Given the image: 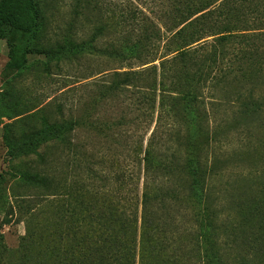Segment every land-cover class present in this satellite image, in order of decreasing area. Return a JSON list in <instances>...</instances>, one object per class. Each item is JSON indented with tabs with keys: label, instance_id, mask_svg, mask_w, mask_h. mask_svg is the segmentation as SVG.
Wrapping results in <instances>:
<instances>
[{
	"label": "trees",
	"instance_id": "trees-1",
	"mask_svg": "<svg viewBox=\"0 0 264 264\" xmlns=\"http://www.w3.org/2000/svg\"><path fill=\"white\" fill-rule=\"evenodd\" d=\"M163 1L156 11L146 8L148 15L137 13L129 1L114 8L122 26L133 31V40L126 34V41L140 48L136 57L144 56V63L158 60L157 64L139 71H97L101 80L93 83L83 113L75 116L69 109L66 119L46 124L45 133L37 137L61 139L68 150L51 187L63 205L50 221L54 233H61L57 247L65 243L66 258L104 260L100 264L108 259H131L124 264H134L135 259L138 264H156L150 259H158L157 264H261L264 232L255 227L252 215L264 209V201L246 211L228 204L209 164L212 131L205 130V141L195 143L186 140L178 126L183 107L192 106L196 112L203 108L210 73L223 64L219 59L264 39V0ZM169 1L176 9L173 16L166 9ZM73 9L84 18L73 17L64 28L57 27V35L81 41L112 60L131 58L118 56L113 42H104V25L90 21L78 6ZM85 26L87 35L80 37ZM225 64L238 66V59L228 58ZM133 96L136 107L129 105L139 114L129 117L121 110L112 121L93 118L103 104H119ZM142 116L143 138L122 145L130 159L138 158L141 164L138 193V184L129 185L132 169L118 166L114 155L110 159L104 153H82L74 135L85 128L121 146L127 136L121 134L137 129ZM66 260L33 259L31 264Z\"/></svg>",
	"mask_w": 264,
	"mask_h": 264
},
{
	"label": "rangeland",
	"instance_id": "rangeland-1",
	"mask_svg": "<svg viewBox=\"0 0 264 264\" xmlns=\"http://www.w3.org/2000/svg\"><path fill=\"white\" fill-rule=\"evenodd\" d=\"M128 1L137 13L148 15L146 8L158 10L161 0L0 1V264H31L33 259H67L64 264L104 261L69 259L65 243L57 247L61 233H54L50 221L58 211L61 213L63 205L51 193V187L60 176L68 150L61 139L38 138L45 133L46 124L66 119L69 109L75 116L83 113L93 83L101 80L97 71H139L157 64L158 60L144 63V56L138 59L140 48L126 41V34L132 35L133 31L122 26L114 8L120 9ZM172 2L166 6L171 16ZM74 6L90 21L105 26L104 42H113L118 56L131 58L112 60L88 50L81 41L57 35V27L64 28L73 17L84 18L74 14ZM162 18L166 19L164 14ZM87 27L79 32L80 37L87 35ZM225 55L222 61L219 59L223 64L210 73L203 108L196 112L192 106L183 107L178 127L188 137L186 140L195 143L205 141V130L212 131L209 164L215 184L227 196L228 204L246 211L264 201V39ZM74 56L78 58L67 63ZM228 58L238 59V66L225 64ZM134 99L103 104L95 109L93 118L112 121L121 110L129 117L139 114L132 108L136 107ZM140 121L137 129L129 128L121 134L127 135L121 146L85 128L77 129L74 135V143L82 153H104L110 159L114 155L118 166L132 169L129 185L138 184V193L142 186L141 164L138 158L130 159L122 145L125 140L130 143L137 136L143 138L144 116ZM252 218L255 227L264 232V209H256ZM128 235L131 238L133 233ZM260 242L263 245L264 237ZM130 260L108 259L107 264ZM150 261L157 264L158 259Z\"/></svg>",
	"mask_w": 264,
	"mask_h": 264
}]
</instances>
